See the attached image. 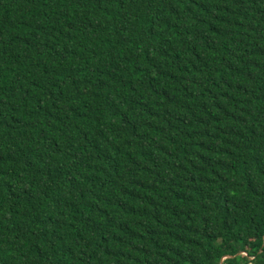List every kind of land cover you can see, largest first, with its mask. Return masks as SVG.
I'll return each instance as SVG.
<instances>
[{"label": "trees", "instance_id": "obj_1", "mask_svg": "<svg viewBox=\"0 0 264 264\" xmlns=\"http://www.w3.org/2000/svg\"><path fill=\"white\" fill-rule=\"evenodd\" d=\"M0 264H264V0H0Z\"/></svg>", "mask_w": 264, "mask_h": 264}]
</instances>
